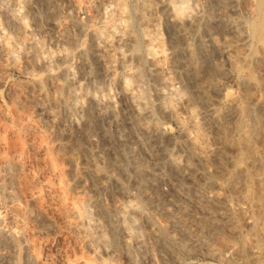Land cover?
Instances as JSON below:
<instances>
[{
	"label": "rangeland",
	"instance_id": "obj_1",
	"mask_svg": "<svg viewBox=\"0 0 264 264\" xmlns=\"http://www.w3.org/2000/svg\"><path fill=\"white\" fill-rule=\"evenodd\" d=\"M0 24V264H264V45L228 0L194 21L160 0H0Z\"/></svg>",
	"mask_w": 264,
	"mask_h": 264
},
{
	"label": "clouds",
	"instance_id": "obj_2",
	"mask_svg": "<svg viewBox=\"0 0 264 264\" xmlns=\"http://www.w3.org/2000/svg\"><path fill=\"white\" fill-rule=\"evenodd\" d=\"M229 6L234 13V19L238 25L236 31L240 38L246 35L249 39L255 38V40L264 45V0H228ZM160 6H167L171 9L173 19L183 21L185 19L194 21L195 18L203 15V0H160ZM114 6H109L106 11H111ZM125 13L127 8L124 9ZM27 26V21H24ZM127 23L126 21L124 22ZM2 27V24H0ZM7 37V32L4 33ZM111 39V37H109ZM23 49L21 48V51ZM19 61V55L13 53ZM131 81L126 80V88L131 87ZM115 100V97H112ZM17 235H20L18 232ZM104 239H107L105 236ZM143 239V236H141ZM239 248L238 244H234L232 249L226 253L231 257L233 252ZM99 247L96 248L97 255L99 254ZM71 264V261H69Z\"/></svg>",
	"mask_w": 264,
	"mask_h": 264
},
{
	"label": "bare ground",
	"instance_id": "obj_3",
	"mask_svg": "<svg viewBox=\"0 0 264 264\" xmlns=\"http://www.w3.org/2000/svg\"><path fill=\"white\" fill-rule=\"evenodd\" d=\"M127 35V34H126ZM124 37H125V35H124ZM120 38V37H119ZM122 38V37H121ZM129 38V37H128ZM124 40V39H123ZM108 42V41H107ZM124 43V42H123ZM109 44V43H108ZM97 49H99V48H97ZM113 61V60H112ZM40 89V88H39ZM38 97V96H37ZM42 98H45L44 97V93H40V95H39V97H38V99L39 100H41ZM45 100V99H44ZM37 101V100H36ZM92 101V100H91ZM41 102V101H40ZM37 104V103H36ZM38 104H39V102H38ZM37 104V105H38ZM38 107V111L40 112V113H42L43 115H44V117H45V119H47L46 120V122H47V126H49V128H51V130H52V128H53V130H54V133H55V136H54V140L58 143V144H62L63 143V141L65 140L64 138H66V136H67V134H68V130H67V128L65 127V125L63 124V122H62V120L60 119V118H57V119H55V116H57L56 115V113H54V112H51V111H47V110H44V108L43 107H41L40 105H38L37 106ZM90 108H91V106H90ZM88 111H91V113H92V110H88ZM89 113V112H88ZM91 113H89L90 115H91ZM41 114V115H42ZM89 116V115H88ZM89 119H88V121H89V124H90V126L92 127V117L91 116H89L88 117ZM48 128V127H47ZM62 129V130H61ZM48 131V130H47ZM67 139V138H66ZM80 144V143H79ZM63 145V144H62ZM75 147V146H74ZM80 147V146H79ZM78 147V148H79ZM76 148V147H75ZM81 149V148H80ZM84 149V148H83ZM86 151H87V148H86ZM90 153V151L88 150V154ZM90 155V154H89ZM69 161H70V163H71V165H72V168H73V170L74 171H78V174H79V172H81L80 170H78L77 168H79L78 167V164H79V160H78V156L76 155V153L72 150V154L70 155V157H69V159H68ZM11 163L13 164V165H17V163H18V161L16 160V159H12L11 160ZM140 166V165H139ZM140 167H142V165L140 166ZM77 174V173H76ZM146 175V174H145ZM143 178V177H142ZM82 185H84V184H82ZM36 192H34L33 193V195L32 196H36V195H38L37 193L35 194ZM9 196V195H8ZM91 196V195H90ZM11 200H13L16 196L14 195V194H12L11 196ZM10 197H8L9 199H10ZM82 197V196H81ZM79 198V197H78ZM16 199V198H15ZM14 199V200H15ZM84 199V201L87 203V204H92V196L91 197H84L83 198ZM10 201V200H9ZM83 202V201H82ZM89 206V205H88ZM76 209V208H75ZM74 208H72L71 207V209H70V214L73 216V217H76V218H78V216H77V211L75 210ZM104 210V209H103ZM79 212V211H78ZM68 213V214H69ZM80 214V213H79ZM78 214V215H79ZM116 214V213H115ZM0 216H1V213H0ZM4 216V215H3ZM111 216V215H110ZM2 217V216H1ZM80 217V216H79ZM0 219H2V218H0ZM17 219V218H16ZM3 220V219H2ZM1 221V220H0ZM12 221V220H11ZM5 222H7V221H4V223ZM1 224H2V222H1ZM3 225V224H2ZM4 227H5V225H3ZM4 227H2V228H4ZM17 227H18V220L16 221V224L15 225H9V223L8 224H6V227L3 229V231H1V233L3 234V236H8V237H14V235H15V233H16V231H17ZM20 230V229H19ZM17 233H18V231H17ZM16 236V235H15ZM8 237H7V239H8ZM10 239V238H9ZM24 239H26V238H24ZM5 240H6V238H5ZM11 240H13V239H11ZM10 240V241H11ZM25 241V240H24ZM29 241V240H28ZM25 241V243H24V247H25V254H26V256H27V258H33L34 257V255H35V251H34V248H33V243H30L31 241ZM10 243V242H9ZM6 244H8V242L6 243ZM7 251V250H6ZM24 254V255H25ZM4 255L6 256V257H8V256H10L11 255V253L10 252H4ZM13 256V255H12ZM36 256V255H35ZM10 258V257H9Z\"/></svg>",
	"mask_w": 264,
	"mask_h": 264
}]
</instances>
